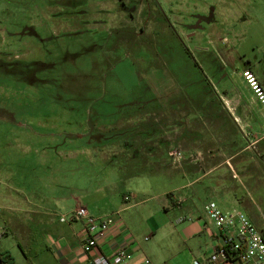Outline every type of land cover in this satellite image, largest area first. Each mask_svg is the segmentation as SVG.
<instances>
[{"label": "rangeland", "instance_id": "374dc122", "mask_svg": "<svg viewBox=\"0 0 264 264\" xmlns=\"http://www.w3.org/2000/svg\"><path fill=\"white\" fill-rule=\"evenodd\" d=\"M250 64L264 73V0H0V191L46 211L73 196L112 212L140 200L143 179L155 190L177 180L144 155L167 138L173 166L195 178L220 157L203 185L220 179L264 232L259 144L231 160L197 142L200 129L212 135L221 87L250 101L238 83ZM11 218L0 235L36 244Z\"/></svg>", "mask_w": 264, "mask_h": 264}, {"label": "crops", "instance_id": "0c3cea01", "mask_svg": "<svg viewBox=\"0 0 264 264\" xmlns=\"http://www.w3.org/2000/svg\"><path fill=\"white\" fill-rule=\"evenodd\" d=\"M247 67L252 69L264 88V73L261 72L260 66L250 64ZM238 77V83L244 88V92L250 94V101L244 98V93L240 90L229 84L224 85L219 90L222 93L220 99L223 103L213 111L212 135L206 136L200 129L197 136L198 143L212 144L213 150L223 154L225 158L228 154L231 160L248 148L249 145L245 147L243 144L249 142L259 144L264 156V108L244 79L242 72ZM226 122L234 127H230ZM152 144L158 145V149L162 147V150L148 152L144 154L145 157L151 154L150 157L157 159L154 163L159 169H156L157 171L178 178L177 180L174 178L172 185L157 190L152 188L149 178L143 179V187L136 186V197L140 198L136 204L112 212L105 209L97 213V217L116 218L125 227V231L121 233L113 228L104 242L103 249L106 251L108 247L110 249L118 244H128L134 253L129 264H146L144 262L146 258L150 259V264H207L209 256L222 243L219 229L206 214L207 203L213 200L223 210L228 209V203L237 209L247 206L238 201L235 192L230 190L221 192L218 178L212 179L210 186L203 185L207 177L214 176V172H218L215 177L220 176L221 173L217 171L222 165L219 162L220 157L218 162L213 163V166L199 173L195 178L186 163L181 164L180 168L173 166L164 149V147L171 148L170 139L152 141ZM222 144H224L223 148ZM154 179L156 178L152 180ZM13 199L11 193L0 191V211H4L3 225L6 228L10 222L13 223L11 216L18 212L22 222L29 226L31 237L36 244L26 247L23 243V235L26 236L22 230L13 234L10 232L7 236L0 235V253H10L15 264H26L24 250L36 261V264H89L88 256L82 249L85 231L83 222L60 220L62 213H70L79 206H85L83 201L73 196L56 198V202L53 201L52 205L46 206L50 207L46 211L42 200L30 201L27 198L21 203L22 201ZM128 211L130 213L127 221V216L123 217L122 212ZM90 213L93 214L91 211ZM0 222L2 227L1 215ZM232 264L239 263L235 261Z\"/></svg>", "mask_w": 264, "mask_h": 264}, {"label": "built area", "instance_id": "2783aa9c", "mask_svg": "<svg viewBox=\"0 0 264 264\" xmlns=\"http://www.w3.org/2000/svg\"><path fill=\"white\" fill-rule=\"evenodd\" d=\"M242 75L254 91L264 108V88L251 68H245ZM125 202L130 200L125 196ZM209 219L219 229L222 243L215 248L207 260V264H264V232L252 221L242 209L223 210L213 200L205 206ZM62 222L82 221L84 236L82 249L88 256L89 264H129L134 253L128 244L103 249V245L111 230L119 233L125 231L120 220L109 217H97L85 206H79L70 213L60 215ZM147 239V238H146ZM150 264V259L144 260Z\"/></svg>", "mask_w": 264, "mask_h": 264}, {"label": "trees", "instance_id": "16d2710c", "mask_svg": "<svg viewBox=\"0 0 264 264\" xmlns=\"http://www.w3.org/2000/svg\"><path fill=\"white\" fill-rule=\"evenodd\" d=\"M24 254L26 257V264H35L33 258L24 250ZM0 262L1 264H15L14 258L10 255V253H0Z\"/></svg>", "mask_w": 264, "mask_h": 264}]
</instances>
